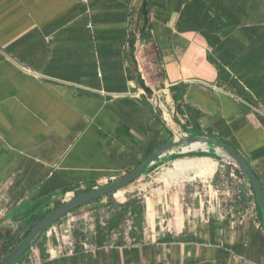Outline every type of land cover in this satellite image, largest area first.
<instances>
[{"label": "crops", "instance_id": "1", "mask_svg": "<svg viewBox=\"0 0 264 264\" xmlns=\"http://www.w3.org/2000/svg\"><path fill=\"white\" fill-rule=\"evenodd\" d=\"M187 135L231 146L264 187V0H0V229L26 231ZM180 151L93 204L94 225L75 217L85 239L49 259L66 220L51 227L37 264H264L248 178ZM135 197L139 241L100 237L99 213Z\"/></svg>", "mask_w": 264, "mask_h": 264}, {"label": "water", "instance_id": "2", "mask_svg": "<svg viewBox=\"0 0 264 264\" xmlns=\"http://www.w3.org/2000/svg\"><path fill=\"white\" fill-rule=\"evenodd\" d=\"M196 143L206 144L210 146L211 150L214 149L217 151V155L219 158H223V156H221L218 152L220 149H223V151L227 152V154L229 155V158L227 159L230 160V163L241 172H243L250 181L252 187L256 192L259 205L264 214V187L259 178V175L248 163V161L239 152H237L235 149L221 140L197 135H187L186 137H182L181 139H173L166 146L151 155L143 165L135 169L130 174L122 177L121 179L62 204L58 209L54 210L46 217H44L41 221H39L32 228L24 241L21 242L14 250H12L5 258H3L0 261V264H16L32 249L35 241L44 233H46L51 227L58 224L66 217L70 216V214L75 210L80 209L110 194L117 193L134 184L155 164L156 161L160 160L166 154L173 152L175 153L176 150H182L180 151V153H177V156H193L195 152H189L187 151V148H190V146H193ZM208 153H211V151Z\"/></svg>", "mask_w": 264, "mask_h": 264}, {"label": "trees", "instance_id": "3", "mask_svg": "<svg viewBox=\"0 0 264 264\" xmlns=\"http://www.w3.org/2000/svg\"><path fill=\"white\" fill-rule=\"evenodd\" d=\"M198 153H201L200 156H205L208 152H202V151H197ZM210 152V151H209ZM212 157L215 159H219L216 156H214L213 152L211 153ZM89 193V192H88ZM87 194V193H84ZM80 194L76 197H79ZM112 195V194H110ZM108 195V196H110ZM106 196V197H108ZM72 198V199H74ZM105 197L92 202V204H98L100 205V202L104 199ZM91 204V203H90ZM113 205V203H111ZM61 205H56L54 206L49 212H41L39 215H37L34 218V222L31 224L27 225V230L23 231L20 233L19 230H8V229H0V261L5 258L12 250H14L21 242L24 241V239L28 236L32 228L39 222L41 221L44 217H46L48 214L53 212L54 210L58 209ZM81 209V208H80ZM80 209L75 210L70 214V217H73ZM259 209L262 213V216L264 217L263 211L259 205ZM145 204L143 198H131L128 201L124 202L120 206H118L113 213V215L110 217L108 221H106L105 226L101 224L100 221H98L97 225V231L99 236H103L104 238L108 234H112L113 232H118V233H125V227L128 223L131 224V230H130V237L135 238L136 232H140L141 235L144 232V227H145ZM150 216V212L148 214V217ZM67 220V218L64 219V221ZM63 222V220L61 221ZM46 233H44L42 236H40L35 243L32 246V249H40L42 254L45 255V248H44V243H40L42 240L43 236ZM140 236L136 237V241H139ZM85 239V236L82 231H74L73 232V242L74 246L78 247L79 243ZM123 242V241H122ZM30 250V251H31ZM29 251V252H30ZM28 252V253H29ZM27 253V254H28ZM27 254L16 264H23L24 261L26 260L25 258L27 257Z\"/></svg>", "mask_w": 264, "mask_h": 264}, {"label": "built area", "instance_id": "4", "mask_svg": "<svg viewBox=\"0 0 264 264\" xmlns=\"http://www.w3.org/2000/svg\"><path fill=\"white\" fill-rule=\"evenodd\" d=\"M130 33L132 36H134L135 40L137 41L138 35L134 31L133 28L130 29ZM232 177L236 180H239L238 176L235 173L232 175ZM115 181H116V179L106 180V181L101 183V187L109 185L110 183H113ZM213 187H214V185L211 183L209 189H214ZM227 188H228V190H233L230 187H227ZM242 193H243V191L241 189H237V191H235L236 195H242ZM229 195H232V193H230ZM252 196H254V197L256 196V192L253 191V188H252ZM250 213H254V210L252 209L251 212L249 211L247 213V215H250ZM103 226H105V223H103ZM46 234L49 236H52L53 232L51 230H49L46 232ZM57 240H58L57 245L55 247H53L52 249L48 250L47 256L49 259L56 258L58 256L67 254V253L71 252L73 249L69 234H66V233L61 234L60 236H58ZM25 259L26 260L24 261L23 264H37V263H39L41 261V258H40L38 249L31 250L27 254V257Z\"/></svg>", "mask_w": 264, "mask_h": 264}, {"label": "rangeland", "instance_id": "5", "mask_svg": "<svg viewBox=\"0 0 264 264\" xmlns=\"http://www.w3.org/2000/svg\"><path fill=\"white\" fill-rule=\"evenodd\" d=\"M196 151H200V150H196ZM212 152H213L214 156H216L217 158H219L218 155H217V151L216 150H211V153ZM211 153H207L205 156H200L201 153L195 152L194 155L191 158H200V157L207 158V157H209V158H212V159H214V160H216L217 162L220 163L219 159L217 160V159L213 158L212 155H211ZM220 155H223V153L220 152ZM221 159H223L224 161L230 162V160H228L225 157H223ZM94 207H96V206H94L92 204L86 210H81V212L78 211L73 217H68L67 220L65 221L66 222V225L64 227V232L66 234H69V235L70 234H73V230L75 228L74 218L77 217V216L78 217H81L82 213H83L82 216H84V215H87L88 216V218H89L88 219V223L91 224V225H94L96 223V218H97V212L94 211L95 210ZM96 210H98V209H96ZM107 215H108L107 210L105 211L104 209L99 213V216L104 219V222L105 223H106ZM69 221H71V223H69ZM130 229H131V224L128 223L126 225V227H125V231L126 232H130Z\"/></svg>", "mask_w": 264, "mask_h": 264}, {"label": "bare ground", "instance_id": "6", "mask_svg": "<svg viewBox=\"0 0 264 264\" xmlns=\"http://www.w3.org/2000/svg\"><path fill=\"white\" fill-rule=\"evenodd\" d=\"M190 147H192L191 149L193 151H189V152H194V150H201L202 152H209L208 150H210V149H208V147L211 148L210 146H208L206 144H200V143H196ZM218 152L223 153V157L229 158V155L227 154V152L223 151V149H220ZM200 158H202V157H200ZM207 158H209V157H207Z\"/></svg>", "mask_w": 264, "mask_h": 264}]
</instances>
